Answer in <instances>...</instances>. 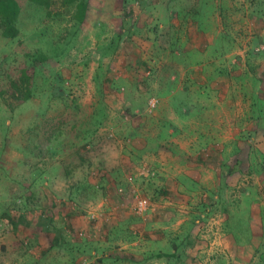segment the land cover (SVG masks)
Returning a JSON list of instances; mask_svg holds the SVG:
<instances>
[{"label": "rangeland", "instance_id": "1", "mask_svg": "<svg viewBox=\"0 0 264 264\" xmlns=\"http://www.w3.org/2000/svg\"><path fill=\"white\" fill-rule=\"evenodd\" d=\"M17 2L19 37L0 30V264H264V0ZM33 52L24 101L4 75ZM259 112L255 133L177 150L166 132L173 114L247 129Z\"/></svg>", "mask_w": 264, "mask_h": 264}, {"label": "trees", "instance_id": "2", "mask_svg": "<svg viewBox=\"0 0 264 264\" xmlns=\"http://www.w3.org/2000/svg\"><path fill=\"white\" fill-rule=\"evenodd\" d=\"M17 1L18 0H0V30H1L2 35L5 38H8L9 40H15L19 37V29L17 27V19H18L19 13H20V7H19ZM31 1L35 2L40 7H44V8H47V6L50 2V0H31ZM72 2H73V0H62V3H66V4H71ZM79 6H81V5H79ZM75 14H77V12L74 13V16H75ZM81 14H83V13H81ZM248 17H249V19H251V17H255V15H253V13H249ZM79 22H81V21H79ZM220 50L221 49H218V52L222 56V54L224 53L225 50H221V52H220ZM216 51H217V48H216ZM256 51L260 52V49H256ZM46 58H47V56L45 54H42L39 52H33L31 54H28L26 57V60H24L23 63H20L19 66L14 67L12 70H10L8 77H7V73H6V75H4L7 78V80H8V78L10 79L9 81H7V90H8V92H10V95L12 97H14V98L17 97V98H20L24 101H27L31 98V89L33 87V78L35 76L36 67L39 64L45 62ZM0 90H1L0 92H4V91H2V89H0ZM259 100L261 101V99H259ZM251 118L253 120H256V121H254L253 127H258V125L261 124L262 114L260 112H259V114L253 113L251 115ZM91 119H92L93 125L95 127H94V129L90 130L89 132H95L98 129V127L101 126V122H103V121H102V118L100 119L99 114L97 116L96 112L92 113ZM162 135H165L167 137V135L165 133ZM143 148L144 147H142V151H143ZM200 161H201V159H200ZM57 238L54 239L55 244H52V245L58 244L59 238L58 239Z\"/></svg>", "mask_w": 264, "mask_h": 264}, {"label": "crops", "instance_id": "3", "mask_svg": "<svg viewBox=\"0 0 264 264\" xmlns=\"http://www.w3.org/2000/svg\"><path fill=\"white\" fill-rule=\"evenodd\" d=\"M164 2V1H163ZM153 3H155V1H153L152 2V4ZM151 4V5H152ZM246 6V5H245ZM250 7V6H249ZM253 7V6H252ZM253 13H255V12H253ZM256 14V13H255ZM237 15V14H236ZM142 15H140V17H139V19H141L142 20V17H141ZM143 16H145V15H143ZM237 16H239V18L238 19H241L242 18V20H243V22H244V24H245V27L244 28H246V25L248 24V21H250V22H253V19H251V20H248V16H247V12L246 13H238V15ZM253 18H256V17H253ZM254 25L253 26H251V25H248V28H249V32H254ZM162 29H165V28H162ZM252 30V31H251ZM245 33V32H244ZM196 35V34H195ZM192 36H194V34H190L188 37L190 38V37H192ZM201 36H202V34H201ZM204 36V35H203ZM206 37H207V35H206ZM164 53L165 54H169L167 51L165 52L164 51ZM188 54H190L189 52H188ZM196 54H198V53H194L193 55H196ZM191 57V55L190 56H188V58H190ZM167 64H169V65H173L172 67L173 68H176L177 69V71H178V67L180 66V65H178L177 63H174V61H172V62H166L165 61V63H163V65H167ZM190 64H193L192 62H190ZM162 65V66H163ZM185 71H186V68H185ZM187 73H190V72H188V71H186ZM194 79V78H193ZM192 78H191V76L190 75H188L184 80L187 82L188 80H193ZM179 81V84H180V80H178ZM183 83H185V82H183ZM182 83V84H183ZM200 84H202V83H200ZM173 117H171L172 119H173V124H172V126H170L169 127V129H167V131L166 132H168L170 135H172L173 136V140H174V138L176 137V135H178V141H175L174 143V146H175V148H176V150L178 149V144L177 143H179L180 142V140H179V135H181V134H188V135H192V134H194V135H197V134H203V135H209V136H211L212 137V135H213V133H214V135H217V134H220V133H226V131L227 130H230V132L231 131H233L234 133H245V132H248V133H255L256 131H259V127H253L252 129L251 128H247L246 129V127L244 126V125H241V123L240 124H238L236 127H231V125L230 126H225V125H218V126H215L214 124H213V120H211V121H207V120H204V122H190V124H189V129L188 130H186L185 129V124H184V122H182V119H180V118H178L177 116H176V114H173L172 115ZM156 133H157V136L158 135H160V134H164L165 133V130L164 129H162V127H159V129L156 131ZM156 139H157V137H155ZM198 139V138H197ZM215 141H211V140H209V139H205V141L204 140H197V141H195V142H192V143H190V145H189V147L190 146H193V147H196V148H198V147H201V146H205L204 148H206L207 146H208V150H210V149H213V143H214ZM177 144V145H176ZM173 149V148H172ZM147 151V150H146ZM145 150H144V153L146 152ZM189 149H187V151L186 152H188V154H190L189 153ZM148 152V151H147ZM182 156L177 160L178 162H185L186 163V161L188 160V162H190V158H191V156L190 155H185L183 152H182ZM147 155H149V154H147ZM208 155V154H207ZM197 161V160H196ZM187 162V163H188ZM197 165V164H196ZM189 178H188V181L190 182V183H192V186H197V187H204V184H205V178H203V177H201V175H198L197 177H196V179H192V178H190V176H189V174L188 173H185ZM186 175H184V176H182V177H178L177 176V183H179L180 184V178H181V180H184L185 179V177H186ZM179 178V179H178ZM183 182V181H182ZM207 183V182H206ZM214 186V185H213ZM211 190H214V192H212V191H208V192H206V195H207V197H209V199H210V203H209V205H211V204H214V202H215V199H217V197L219 196V195H221V185L219 184V183H217L216 185H215V189H211ZM172 195H174L175 197H180L179 195H178V191H172V193H171ZM187 194V193H186ZM211 195H213V197L211 196ZM212 197V198H211ZM172 203H174V202H172ZM208 204V203H207Z\"/></svg>", "mask_w": 264, "mask_h": 264}, {"label": "built area", "instance_id": "4", "mask_svg": "<svg viewBox=\"0 0 264 264\" xmlns=\"http://www.w3.org/2000/svg\"><path fill=\"white\" fill-rule=\"evenodd\" d=\"M151 107H154V103H151ZM143 170H145V169H143ZM147 172H148L147 174H149V171H147ZM142 174H145V173L142 172ZM129 180L131 181V178H129ZM118 191L120 193H122V189H118ZM132 209L136 214L143 215L149 209L148 200L146 198H135V202L133 204Z\"/></svg>", "mask_w": 264, "mask_h": 264}]
</instances>
